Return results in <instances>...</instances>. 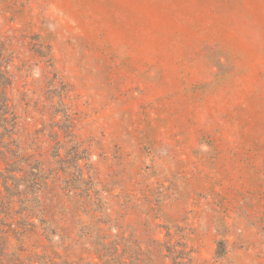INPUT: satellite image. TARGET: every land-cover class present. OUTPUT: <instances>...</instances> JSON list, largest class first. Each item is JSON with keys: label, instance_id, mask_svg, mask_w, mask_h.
Returning a JSON list of instances; mask_svg holds the SVG:
<instances>
[{"label": "rangeland", "instance_id": "1", "mask_svg": "<svg viewBox=\"0 0 264 264\" xmlns=\"http://www.w3.org/2000/svg\"><path fill=\"white\" fill-rule=\"evenodd\" d=\"M0 66L11 147L46 172V224L8 204L0 250L264 264V0H0Z\"/></svg>", "mask_w": 264, "mask_h": 264}, {"label": "trees", "instance_id": "2", "mask_svg": "<svg viewBox=\"0 0 264 264\" xmlns=\"http://www.w3.org/2000/svg\"><path fill=\"white\" fill-rule=\"evenodd\" d=\"M10 85L11 79L8 70L0 66V139L4 141L2 143L8 144L7 151L4 153L7 162L6 168L0 173L1 187L3 188L1 191L0 187V212L8 204L15 203L20 206L19 211H14L18 217L36 218L40 224H46V220L41 214L39 198V192L46 180V172L38 161L26 164L25 160L28 161V159L22 156L18 145L14 149L11 147L15 142L17 123L9 104L8 88ZM6 139L8 142H5ZM12 225H14L13 222L11 226H8V230L0 231L17 232L16 229L11 230ZM55 237L57 236L53 238ZM53 238H49L51 243H53ZM93 240H95L94 249L98 261L84 264H150L153 255L158 259H170L172 264H180L178 260L181 257L178 252L173 250H167L166 255L162 253V249L159 252L150 251L145 253L144 260H141L143 257L141 256L140 259L137 254H133L127 245L128 240L122 236H114V239H111L106 235H98L92 238ZM121 248L122 250H120ZM70 255L63 256L53 250L50 253L36 254L31 259V264H83L82 259H79L78 262H69ZM19 257L21 256L18 254L5 253L4 250H0V264H24V262L18 261ZM57 259H61V261L57 262Z\"/></svg>", "mask_w": 264, "mask_h": 264}]
</instances>
